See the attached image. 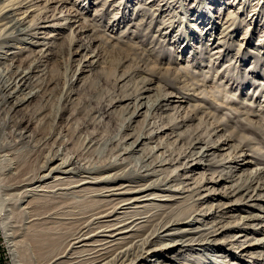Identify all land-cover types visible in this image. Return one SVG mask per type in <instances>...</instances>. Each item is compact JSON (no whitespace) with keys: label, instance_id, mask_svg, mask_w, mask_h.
Here are the masks:
<instances>
[{"label":"bare ground","instance_id":"1","mask_svg":"<svg viewBox=\"0 0 264 264\" xmlns=\"http://www.w3.org/2000/svg\"><path fill=\"white\" fill-rule=\"evenodd\" d=\"M159 1L149 0L153 5ZM160 4L167 9L168 2ZM39 6L33 0H0V44L12 39L14 32L25 44L7 47L0 54V222L15 264H25L20 263L19 246L24 232L26 238L39 237L42 261L37 264H254L260 260L264 236L255 235L264 234V168L251 169L254 161L238 152L231 138L215 141L198 136L184 141L189 122L196 117L189 111L183 116L186 99L161 89L155 92L150 79H143L135 95L112 99L110 113L133 109L125 119L130 132L114 144L109 157L95 165L76 147H69L72 140L61 127L57 135L47 137L52 143L42 160L33 167L13 168V149L36 147L35 137L43 124L42 118L28 116V107L43 95L35 85L36 76L48 71L45 63L53 59L51 47L60 37L41 36V29L73 24L79 32L87 30L83 25L87 18L64 17L63 10L49 15V9ZM229 15L234 16L231 11ZM59 19L68 23L54 22ZM45 22L50 24L41 26ZM83 52L85 59L66 84L68 89L81 80L76 75L80 70L101 66L91 40L71 52L70 60ZM133 76H127L125 83ZM127 77L124 73L119 81ZM39 109L38 113L45 111ZM135 122L143 128L138 130ZM176 142L187 144L184 155L167 153ZM108 144L86 139L84 148L101 156ZM177 163L182 164L175 167ZM202 169L217 177H206ZM188 199L192 208H182ZM240 209L246 214L234 213ZM231 233L236 236L228 239ZM242 237L248 240L240 246ZM186 251L191 253L185 257Z\"/></svg>","mask_w":264,"mask_h":264},{"label":"rangeland","instance_id":"2","mask_svg":"<svg viewBox=\"0 0 264 264\" xmlns=\"http://www.w3.org/2000/svg\"><path fill=\"white\" fill-rule=\"evenodd\" d=\"M164 1L168 2L167 9L166 5L160 4ZM232 2L161 0L153 5L149 0H67L63 4L60 0H33L41 10L49 9V15L63 10L64 17L71 18L76 14L79 18H87L82 19L87 30L79 32L73 24L66 26L68 28L41 29V36L49 33L60 37L51 47L53 59L45 63L48 71L36 76L35 85L43 89V95L28 107V116L42 118L43 124L35 137L36 147L13 149V168L33 167L42 160L43 153L52 143V139L47 137L57 135L61 127H65V137L72 140L69 147L73 146V150L76 147L78 153H83L95 165L100 158L109 157L114 153V144L130 132L125 128L128 125L125 119L130 114L127 112L133 109L131 106L125 113H110L113 109L110 108L111 101L115 95L138 93L144 78L154 82L155 92L161 89L181 96L184 101L186 99L182 115L189 111L196 119L189 122L191 128L184 141L198 136L202 139L212 137L215 141L223 136L231 138L230 144L237 145L238 152H244L249 160L254 161L251 169L264 168V0ZM33 8L28 12L30 17L27 21L33 14ZM230 11L233 17L229 15ZM255 12L257 14L251 19ZM56 14L57 17L61 15ZM54 22L68 23L66 19ZM21 37L14 32V40L0 44V54L8 48L25 45L20 41ZM85 40H91L94 50L98 48L101 66L93 71H87V68L85 72L80 70L76 75L81 80L68 89L66 84L85 59L83 52L82 55H74V61H71L70 53L75 52ZM124 73L129 78L134 75L133 79L127 83L128 77L119 81ZM42 108L45 111L38 113ZM173 111L170 110L171 114ZM58 112L60 118L57 117ZM172 117L180 119L178 114ZM139 125L137 128L141 130L143 124ZM94 138L100 144L109 142L101 156L98 152H86L84 148L86 139ZM186 145L176 142L167 153L184 155ZM181 161L185 163L187 159ZM204 172L206 177H217L212 170ZM192 205V199H188L182 208H192ZM244 211L240 209L234 213L246 214ZM248 235L250 237L252 233ZM23 236L22 243H26L22 247L19 243L20 263L41 262L39 237L26 238L25 232ZM235 236L231 233L227 238ZM255 236L259 238L264 234ZM247 240L242 237L237 244L241 246ZM0 249V264H15L1 222ZM1 253H4V259ZM188 253L191 252L186 251L183 256ZM227 259L232 261V256ZM259 259L254 264H264V255Z\"/></svg>","mask_w":264,"mask_h":264},{"label":"trees","instance_id":"3","mask_svg":"<svg viewBox=\"0 0 264 264\" xmlns=\"http://www.w3.org/2000/svg\"><path fill=\"white\" fill-rule=\"evenodd\" d=\"M2 251V249H0ZM2 254V258L4 259V253H1Z\"/></svg>","mask_w":264,"mask_h":264}]
</instances>
